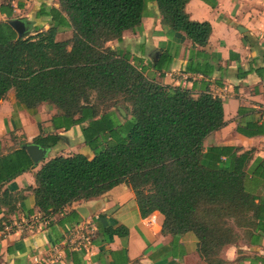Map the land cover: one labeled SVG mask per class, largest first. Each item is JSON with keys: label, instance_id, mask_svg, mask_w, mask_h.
<instances>
[{"label": "trees", "instance_id": "1", "mask_svg": "<svg viewBox=\"0 0 264 264\" xmlns=\"http://www.w3.org/2000/svg\"><path fill=\"white\" fill-rule=\"evenodd\" d=\"M146 1L41 4L32 21L19 18L28 30L18 37L6 22L18 17L11 2L2 0L0 101L12 89L17 103L30 112L47 103L58 110L50 119L53 130L80 125L84 143L93 151L91 158L80 152L56 155L36 170L30 189L43 219L125 183L133 190L142 217L158 211L161 233L176 239L193 232L198 254L213 262L225 245L234 242L227 220L234 224L248 210L251 195L244 179L249 151L217 145L203 151L204 140L225 124L222 100L208 89L194 95L180 85L149 78L131 62L128 51L107 44L120 43L126 30L141 29ZM188 1L154 3L163 28L182 32L193 45L205 47L211 25L189 18ZM66 30L69 36L58 38ZM160 50L153 51L150 65L163 76L175 56L173 43ZM191 61L185 71L209 74ZM59 141L58 133H40L33 139L46 148ZM32 164L21 146L0 155V186ZM216 218L227 226L218 228ZM107 231L127 234L122 225Z\"/></svg>", "mask_w": 264, "mask_h": 264}, {"label": "crops", "instance_id": "2", "mask_svg": "<svg viewBox=\"0 0 264 264\" xmlns=\"http://www.w3.org/2000/svg\"><path fill=\"white\" fill-rule=\"evenodd\" d=\"M9 1L14 11L24 10L29 21L41 4L58 7V0ZM185 11L191 20L210 23L205 47L193 45L182 32L163 28L154 0L146 1L140 30H126L120 43L107 44L128 51L131 62L149 78L180 85L194 95L208 89L222 100L225 124L204 140L203 151L213 145L249 151L244 186L251 199L233 224L234 242L207 262L197 252L193 232L177 239L162 234L159 212V227L147 226L133 190L119 183L99 196L72 202L47 221L38 220L31 230H13L0 240V264H264V0H189ZM65 32L69 36L70 30ZM171 43L175 56L160 76L150 65L153 51L161 52ZM189 60L209 74L185 71ZM57 113L47 103L34 113L26 110L12 89L0 101V155L33 143L40 133L60 136L55 147L47 148L44 160L0 186V220L19 223L40 215L30 188L43 162L78 152L93 156L80 125L53 130L50 119ZM119 225L127 229L126 235L109 234L108 228ZM81 234H89V241Z\"/></svg>", "mask_w": 264, "mask_h": 264}, {"label": "built area", "instance_id": "3", "mask_svg": "<svg viewBox=\"0 0 264 264\" xmlns=\"http://www.w3.org/2000/svg\"><path fill=\"white\" fill-rule=\"evenodd\" d=\"M38 220L47 221L48 219L45 218L43 219L41 215H38V216H33L30 220H24L19 223H12L8 220H0V240L10 235L13 232V230L22 232L33 229L35 223ZM143 222L149 227H153V228L159 227L158 211H153L147 216L143 217ZM80 237L85 241H89L90 239L89 234H81Z\"/></svg>", "mask_w": 264, "mask_h": 264}, {"label": "water", "instance_id": "4", "mask_svg": "<svg viewBox=\"0 0 264 264\" xmlns=\"http://www.w3.org/2000/svg\"><path fill=\"white\" fill-rule=\"evenodd\" d=\"M6 22L10 24L12 28L17 32L18 37L23 35L28 30V27L19 18L6 19ZM119 110L123 113V110L121 108ZM21 147L27 151L33 164L35 165L44 160L48 155V149L44 146H40L37 143H25L22 144Z\"/></svg>", "mask_w": 264, "mask_h": 264}, {"label": "rangeland", "instance_id": "5", "mask_svg": "<svg viewBox=\"0 0 264 264\" xmlns=\"http://www.w3.org/2000/svg\"><path fill=\"white\" fill-rule=\"evenodd\" d=\"M49 1H50V0H49ZM15 2H16V1H15ZM31 6H32V5H30L29 7H31ZM29 7H28V8H29ZM14 8H15V6H14ZM31 8H32V7H31ZM24 14H25V11H24V10H19V9H18V10H15V11H14V16H15V17H18V18H25ZM67 36H68V34H67L66 32H62V33H60V35H59L58 38H65V37H67ZM121 109L123 110V113L125 114V109H123V108H121ZM123 113H122V114H123ZM207 219L212 220L211 217H210V218H207ZM216 219H217V218H216ZM222 221H223L222 219H217V222H218V226H217V227H218V228H219V226L221 225V226H222L221 228L223 229V227L227 226V224H229L228 226H230V224H231V227L233 226V223H232L229 219L227 220L228 223H227L226 225H223V224H222ZM216 224H217V223H216Z\"/></svg>", "mask_w": 264, "mask_h": 264}]
</instances>
